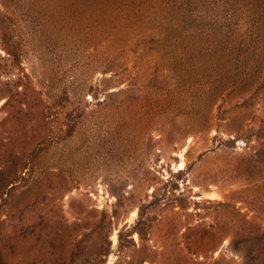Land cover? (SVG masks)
I'll list each match as a JSON object with an SVG mask.
<instances>
[{
	"label": "rangeland",
	"instance_id": "obj_1",
	"mask_svg": "<svg viewBox=\"0 0 264 264\" xmlns=\"http://www.w3.org/2000/svg\"><path fill=\"white\" fill-rule=\"evenodd\" d=\"M2 190L7 264H264V0H0Z\"/></svg>",
	"mask_w": 264,
	"mask_h": 264
},
{
	"label": "trees",
	"instance_id": "obj_2",
	"mask_svg": "<svg viewBox=\"0 0 264 264\" xmlns=\"http://www.w3.org/2000/svg\"><path fill=\"white\" fill-rule=\"evenodd\" d=\"M163 21L161 18L157 21L159 23L158 27L162 33H163L162 29H166L167 30L166 35H169L168 32L172 30L170 26H173L172 25V21H173L172 17H169L168 20H166V22L164 21L165 23H163ZM163 26H167V27H163ZM169 40L172 41V39H169ZM10 184H12L11 181H10ZM11 191H12V188H10L7 192H11ZM3 192H4V190L0 191V198H1V195L4 194ZM5 194H7V193H5ZM0 264H7L6 261L3 259V257L1 256V254H0Z\"/></svg>",
	"mask_w": 264,
	"mask_h": 264
}]
</instances>
